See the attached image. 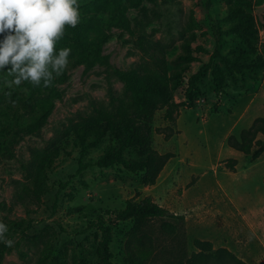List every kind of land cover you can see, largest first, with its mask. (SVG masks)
<instances>
[{
    "label": "rangeland",
    "instance_id": "374dc122",
    "mask_svg": "<svg viewBox=\"0 0 264 264\" xmlns=\"http://www.w3.org/2000/svg\"><path fill=\"white\" fill-rule=\"evenodd\" d=\"M212 1L213 18L221 28H227L232 24L227 3ZM256 2L234 0L255 18L259 29L256 51L234 36H226L223 47L225 55L244 51L256 62L255 67L239 75L237 82L229 81L220 98L209 74L197 105L180 111L173 130L164 120V111L156 114L154 148L173 157L154 187H144L141 175L122 167L93 166L77 176L80 148L76 139L68 137L59 160L47 173L50 190L38 199L23 192L24 185H31L33 153L44 150L77 113L91 111L94 101L108 102L111 89L123 90V83L111 73L113 69L128 70L149 60L154 46L161 42L167 45L173 71L183 39L193 35L212 50L215 42L203 0L144 1L128 12L131 31L111 30L103 49L108 64L69 69L68 79L59 86L61 98L47 123L34 133L17 137L9 152L0 157V221L8 225L7 236L15 241L4 250L1 264H58L57 257L74 264L82 253L90 264H96L102 234L90 229V222L107 210L123 209L129 199L146 197L185 217L177 223L174 237L162 234L161 220L148 224L156 246L152 264L186 261L199 252L195 240L212 242L214 251L226 248L246 264H264V154L253 161L228 146L229 137H239L257 118H264V6ZM258 54L262 62H257ZM10 79L0 72V111L19 106L17 99L23 94L20 86L5 84ZM259 138L264 142V136ZM108 145L107 139L91 150L85 161L96 162ZM231 159L237 160L234 172L226 167ZM112 228L111 261L127 264L126 244L133 223L116 222Z\"/></svg>",
    "mask_w": 264,
    "mask_h": 264
},
{
    "label": "trees",
    "instance_id": "16d2710c",
    "mask_svg": "<svg viewBox=\"0 0 264 264\" xmlns=\"http://www.w3.org/2000/svg\"><path fill=\"white\" fill-rule=\"evenodd\" d=\"M144 1L154 0L81 1L79 24L75 28L66 26L63 37L56 44L57 49H72L64 73L55 77L49 87H33L28 82H23L20 85L22 97L17 99L19 106L11 107L9 111H0V157L9 152V146L17 137L34 133L47 123L56 100L61 98L59 86L68 79L71 67L86 65L90 68L108 64L103 49L111 30L119 28L131 31L128 12L139 8ZM224 1L227 3V17L232 20V24L225 29L213 18V1L203 0L215 42L212 50L206 44L197 42L193 35L183 39L181 52L174 60L177 67L173 71L170 69L167 45L161 42L154 46L149 60L135 63L128 70L113 69L111 73L123 83V90L116 92L111 89L108 102L94 101L91 111L77 113L76 118L65 125L59 136L51 140L44 150L33 153L31 185H24L23 192L38 199L41 194L50 190L47 173L59 160L64 140L68 137L76 139L80 148L77 176L93 166L100 169L122 167L133 175H141L144 187H154L173 157L172 154H160L154 148L153 124L156 114L164 111V120L173 130L180 111L197 105L201 86L209 74L215 94L220 98L229 81L237 82L239 75L256 65V62L246 57L244 51L237 53L233 50L223 54L226 36L238 38L253 51H256L254 43L259 39V29L253 14L236 6L234 0ZM256 1L264 6V0ZM262 50L264 51V46ZM207 55L209 58L205 60ZM257 57V62H262L259 54ZM260 135L264 136V118H257L239 137H229L228 146L256 161L264 154V142L260 140ZM170 137L172 133L167 136ZM107 139L109 145L99 159L96 162L85 161L89 152ZM226 167L234 172L237 160L231 159ZM63 188L64 186L61 187ZM154 220L162 221V234L174 237L178 232L177 223L184 222L185 217L169 212L151 197L141 201L129 199L123 209L107 210L97 216L89 224L90 229H97L102 234L96 264H113L110 250L114 239L112 224L127 221L133 223L126 244L127 264H152L156 246L147 226ZM194 246L199 252L193 253L186 261L181 258L177 264H246L226 248L214 251L210 241L195 240ZM5 249L6 246L0 243V264ZM182 255L185 256V252ZM56 259L58 264H68L62 257ZM74 264L90 262L87 255L82 253L79 260L74 259Z\"/></svg>",
    "mask_w": 264,
    "mask_h": 264
},
{
    "label": "clouds",
    "instance_id": "9594fccd",
    "mask_svg": "<svg viewBox=\"0 0 264 264\" xmlns=\"http://www.w3.org/2000/svg\"><path fill=\"white\" fill-rule=\"evenodd\" d=\"M80 22L78 0H0V72L12 77L8 87L28 82L51 86L69 64L72 49L56 48L65 28ZM10 66V67H6ZM0 221V243H15Z\"/></svg>",
    "mask_w": 264,
    "mask_h": 264
}]
</instances>
